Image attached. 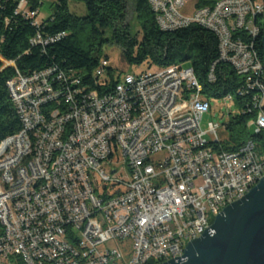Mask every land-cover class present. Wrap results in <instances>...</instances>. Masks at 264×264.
I'll return each instance as SVG.
<instances>
[{"label": "built area", "instance_id": "built-area-1", "mask_svg": "<svg viewBox=\"0 0 264 264\" xmlns=\"http://www.w3.org/2000/svg\"><path fill=\"white\" fill-rule=\"evenodd\" d=\"M186 1L147 0L161 30L198 24L216 36L219 60L243 77L237 94L254 92L253 132L264 133V67L254 48L264 0L254 17L249 0H197L190 17L180 11ZM16 13L39 23L31 0H19ZM56 38L37 33L31 43ZM110 68L101 58L92 83L57 67L7 81L21 128L0 141V264L166 262L264 169L258 142L225 151L218 125L201 128L210 104L191 67L126 72L114 84Z\"/></svg>", "mask_w": 264, "mask_h": 264}, {"label": "trees", "instance_id": "trees-1", "mask_svg": "<svg viewBox=\"0 0 264 264\" xmlns=\"http://www.w3.org/2000/svg\"><path fill=\"white\" fill-rule=\"evenodd\" d=\"M18 1L0 0V141L21 128L6 85L10 78L17 73L24 75L57 67L76 71L92 83V73L102 58L104 47L114 44L120 48L123 61L133 70L130 72L171 65L191 67L209 104L211 99L230 95L241 112L225 125L228 136L221 141V149L234 151L249 140L264 146V133H252L247 125L256 114L251 101L254 92L237 94L243 77L228 62L219 60L217 38L205 27L191 24L175 30H161L147 0H52L50 15L34 24L16 13ZM44 1L31 0V7L38 10V15ZM71 1L82 2L86 14L71 13L68 7ZM212 3L213 0H198L197 6ZM130 13L138 25L135 32L128 22ZM259 27L254 46L263 62L264 17L259 19ZM37 33L43 38H58L46 45L31 43ZM234 35L243 40L247 38L244 31ZM213 63V79L209 80L208 72ZM109 77L110 84L116 83L111 73Z\"/></svg>", "mask_w": 264, "mask_h": 264}, {"label": "water", "instance_id": "water-1", "mask_svg": "<svg viewBox=\"0 0 264 264\" xmlns=\"http://www.w3.org/2000/svg\"><path fill=\"white\" fill-rule=\"evenodd\" d=\"M261 43L264 65V35ZM160 264H264V176L188 241L182 256Z\"/></svg>", "mask_w": 264, "mask_h": 264}, {"label": "rangeland", "instance_id": "rangeland-1", "mask_svg": "<svg viewBox=\"0 0 264 264\" xmlns=\"http://www.w3.org/2000/svg\"><path fill=\"white\" fill-rule=\"evenodd\" d=\"M52 0H45L40 13L37 17L38 22L45 19L50 15V5ZM197 0H187L186 3L181 7L180 11L185 16H192L196 9ZM69 11L78 16H84L86 14V7L82 2L71 1L68 5ZM128 22L132 26V31L135 32L138 29V25L132 13L128 16ZM263 22V20H261ZM107 56L110 67L112 69L114 78H122L126 72L133 71L123 61L121 50L114 44H108L104 47L102 58ZM154 70V69H153ZM240 109L236 105L235 100L229 97H222L210 100V110L203 116L200 125L203 130H208L209 123H213L219 126L218 136L222 140L227 139V133L225 125L230 121L231 117H235L240 114ZM249 130L253 133L254 125L252 119L247 123ZM206 138L213 140V135L207 134Z\"/></svg>", "mask_w": 264, "mask_h": 264}, {"label": "bare ground", "instance_id": "bare-ground-1", "mask_svg": "<svg viewBox=\"0 0 264 264\" xmlns=\"http://www.w3.org/2000/svg\"><path fill=\"white\" fill-rule=\"evenodd\" d=\"M261 1L262 0H249V6H247V17H254V10L260 8ZM258 33H259V28H258ZM256 37L257 36H254V41H255ZM254 48H255V46H254ZM255 52H256V60H261L259 58V55H258L256 49H255ZM98 65H99V63H98ZM212 79H213V68L210 71V80H212ZM254 133L258 134V132H254ZM35 137H44V127H36V129H35ZM250 141H253V140H250ZM260 145H261V148H262V153L264 154V146H262V143ZM38 147H39V140H32L31 155H38ZM262 176H264V169L262 171H259V173H257L256 175H254L252 177V179H249L248 181H245V185H239L238 189H236L235 194H232V197H227V199H222V201L219 203V211H215L214 214L210 215V220H209V222L207 224V228L211 226L214 217L227 204L231 203L234 200H238V199L242 198V196L245 193L249 192V190L260 180V178ZM196 236H197V227H190V229H188V237H196ZM186 244L187 243H184V245H183V247L181 249V256L184 254V249H185Z\"/></svg>", "mask_w": 264, "mask_h": 264}]
</instances>
